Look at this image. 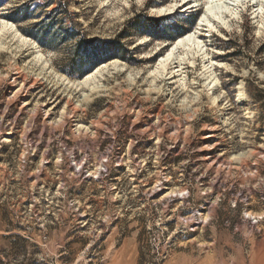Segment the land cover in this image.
Returning <instances> with one entry per match:
<instances>
[{
	"label": "rangeland",
	"instance_id": "rangeland-1",
	"mask_svg": "<svg viewBox=\"0 0 264 264\" xmlns=\"http://www.w3.org/2000/svg\"><path fill=\"white\" fill-rule=\"evenodd\" d=\"M169 1L0 8V264H264V97L250 90H264V10L260 22L248 8L231 28L202 30L212 63L183 52L172 78L159 61L174 39L130 23L197 15L194 31L206 0L158 13ZM25 2L33 19L5 17ZM44 18L48 47L26 33ZM69 30L121 38L128 53L80 87L97 68L62 71L77 45Z\"/></svg>",
	"mask_w": 264,
	"mask_h": 264
},
{
	"label": "trees",
	"instance_id": "trees-1",
	"mask_svg": "<svg viewBox=\"0 0 264 264\" xmlns=\"http://www.w3.org/2000/svg\"><path fill=\"white\" fill-rule=\"evenodd\" d=\"M7 0H0V8H2ZM52 2H49L50 6ZM29 2L20 4L18 7H15L5 15L8 19L14 22H26L34 18L30 13L29 8H32ZM47 6V7H48ZM62 7L59 4L58 8L54 9V13H57L58 10ZM140 17H144L141 20ZM163 18H153L145 14H140L135 16L130 20L132 28L139 33L144 32L148 33L153 38H161L165 40L176 39L180 36L186 34L188 28H191L196 25L198 21V16L186 17L179 22H173L171 24H163ZM47 18L41 19L32 26V31L26 32L28 35L37 38L38 41L43 45L48 47V43L45 39L49 38V32L53 29V25H47ZM189 26V27H187ZM169 29L171 34H166L165 32ZM36 30V31H35ZM37 30L39 32H37ZM164 31V32H163ZM66 38H71L77 40V45L75 48L68 49L66 58L64 62L66 63L65 67L62 68V71L72 77L82 78V76L87 73L92 72L97 68L101 63L112 59V57H125L121 54L128 53L126 45L119 39L102 40V39H89L85 34L77 35L72 30L66 31ZM258 89V90H257ZM250 89L251 95L254 99H257L258 102L263 100L264 90L259 88Z\"/></svg>",
	"mask_w": 264,
	"mask_h": 264
},
{
	"label": "bare ground",
	"instance_id": "bare-ground-1",
	"mask_svg": "<svg viewBox=\"0 0 264 264\" xmlns=\"http://www.w3.org/2000/svg\"><path fill=\"white\" fill-rule=\"evenodd\" d=\"M169 2L170 4L167 6L162 5L156 8L158 13L171 15L186 13V11L196 12L201 10L203 5L201 0H170ZM204 4L202 17L199 20L196 29L194 31L187 32L185 35L174 40L169 46L170 48L167 54L162 56L159 61V67L162 71L169 69L170 67L171 76L169 77H175L176 72H181L185 68L187 60L184 55L182 56L183 52L188 54V59L200 56L201 59H206V63H212L210 61L211 58L204 49L205 46H201L202 43L200 38L201 34H203L202 30L214 32L216 29L220 28H231L234 22H239L242 19L243 12L248 8L252 10L251 14H253V17L258 22L263 20L264 0H206L204 1ZM1 24L2 20H0V26ZM6 26H9L11 30H14L13 23L9 22L5 25V27ZM15 31L18 33L16 28ZM209 32L204 35H208ZM24 38L28 40V37ZM7 47H9V45H4L3 42H0L1 50L6 49ZM101 70L102 67L97 68L94 72L86 75L82 81L77 83V85L80 87L87 85V83L91 80H94L95 76L101 72ZM28 84L29 83H27V81H24L22 87H27Z\"/></svg>",
	"mask_w": 264,
	"mask_h": 264
}]
</instances>
